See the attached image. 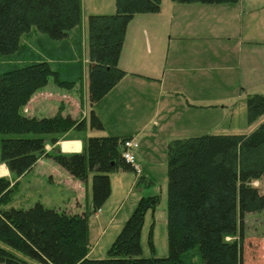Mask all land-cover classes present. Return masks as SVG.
<instances>
[{"label": "trees", "instance_id": "1", "mask_svg": "<svg viewBox=\"0 0 264 264\" xmlns=\"http://www.w3.org/2000/svg\"><path fill=\"white\" fill-rule=\"evenodd\" d=\"M173 1L230 5L239 0ZM161 4L162 0H116L115 13L89 16L92 103L127 74L119 59L129 22L136 14L159 12ZM81 24V0H0V55L13 60L0 71V163L13 175L0 177V264H244L245 214L264 209V192L253 184L264 178V121L249 134H203L169 141L167 257L143 256L146 216L149 211L154 216L160 195L140 198L107 258L88 257L90 219L111 195L110 173L133 170L123 157L128 137L88 135L89 129L104 128L94 109L89 120L65 115L62 109L50 116L28 115L26 105L52 77L66 89L82 84V60L72 54L70 63L58 52L47 51L50 61L41 57V49L33 52L22 41L32 27L50 41H62ZM247 105L253 122L264 115V94H250ZM72 130L84 135L83 152L47 151V144L57 143ZM43 156L52 157L85 183L92 175L93 197L83 212L47 207L40 201L29 208L5 207L18 178ZM154 221L148 236L152 251Z\"/></svg>", "mask_w": 264, "mask_h": 264}, {"label": "rangeland", "instance_id": "2", "mask_svg": "<svg viewBox=\"0 0 264 264\" xmlns=\"http://www.w3.org/2000/svg\"><path fill=\"white\" fill-rule=\"evenodd\" d=\"M81 1V27L71 31L68 38L62 41H50L45 34L37 32L36 28L32 27L33 31L28 36H23V43L33 52L41 53L42 50L41 57L50 61L52 59L49 54H46L47 51L49 53L52 51L53 54L58 52L57 56L61 57L63 61H72L69 60L72 58L70 57L72 54L67 52V48L76 47V45L82 48L78 51L80 55L75 52V57L78 60L89 57V16L115 13L116 0ZM128 30L130 31L127 42L129 51L126 52L128 54L127 62H131L133 56L140 62L152 63L156 61L161 63L160 73L166 71L165 74L173 76L176 80L184 81L182 84L185 89H188L187 92L196 93L197 98L191 103L194 104L191 106V113H196L197 123L172 129L173 123L164 122L161 126L154 128V121H160L163 117V112L158 113L160 110L158 99L154 98L148 116H153L154 119L147 126V130L145 129L148 137L143 142V146L147 148L144 150L154 156L150 159L144 157L145 160L148 159L144 163L138 158L140 171H142V165H145V177L142 180L140 178L142 172L137 173L138 170L136 171L132 165L133 170L110 173L111 195L101 208L100 219L95 220L94 216L90 219L91 226L95 221V227L91 228L90 226L89 239L93 247V250L89 252L91 259L108 257L110 246L125 221L134 211L140 198L151 195H160L161 200L157 207V219L155 220V213L153 216L150 211L146 217L142 232L143 256L167 257L169 255L166 143L168 137L249 134L264 121V115L253 122L249 121L247 105V98L250 94H264V0H239L230 5L199 2L179 3L173 0H162L159 12L137 16ZM193 53H197V71L195 73L190 69L194 66L189 57ZM176 54H181L183 58L179 59ZM166 55H169L167 63ZM11 61H13L12 57L0 55V71ZM172 64L176 67L181 66L183 70L171 72ZM49 84L50 87L59 88L53 77ZM50 87H46L45 91L42 89L36 92L31 100L41 93L52 94ZM57 91L65 90L59 88ZM58 103L59 108L61 101ZM178 103L174 111L177 113H181L184 107L187 109L190 104L188 102L185 105H182V102ZM28 106L26 105L25 112L28 111ZM58 110H55L54 113ZM106 115V119L110 118V125H114L109 108H107ZM137 120L139 127L143 126L147 122H145V113H137ZM120 123L123 125L122 122ZM116 124L118 125V123ZM5 165V163H0V166L4 167ZM29 176L24 180L25 185ZM6 177L12 179L13 175ZM48 178L47 176L43 180L37 181L38 185L32 191L25 188L24 182L19 184L18 180L11 201L5 207L29 208L37 201L47 207H57L60 210L61 206L68 207L69 204L64 199L72 193V190L67 193L69 192L67 188H71L61 185L59 177H56L55 181H50ZM89 181V195L84 198L85 205L93 197L92 179ZM253 184L264 192V178ZM72 208L74 209V207ZM153 221L155 222L154 251L148 241L150 225ZM244 228V264H264V209L246 213ZM0 245L3 244L0 242ZM18 254L23 256L21 253Z\"/></svg>", "mask_w": 264, "mask_h": 264}, {"label": "crops", "instance_id": "3", "mask_svg": "<svg viewBox=\"0 0 264 264\" xmlns=\"http://www.w3.org/2000/svg\"><path fill=\"white\" fill-rule=\"evenodd\" d=\"M117 9V7H116ZM101 14V13H100ZM108 14V13H102ZM143 14H152V13H139L134 16V18L129 22L125 41L123 44V48L121 51V56L119 59V66L127 72L125 77L121 79V81L99 102L92 103L90 100L89 94V71L91 66L90 56L85 57L84 60L82 59V84L73 87L72 89H66L59 87L63 92H58L55 87H50V84L46 87H50L52 89V94H45L41 93L37 95L34 99H32L27 106L29 107L26 113L31 116H50L56 114L60 109H63V114H70L75 118L83 119L89 118L91 110L94 109L98 116L101 118L104 128L101 130L97 129H89L87 134L94 135V136H105V135H112L118 137H128V138H135L139 142V146L134 149V153L136 155V159L144 163V157H151L154 154H151L149 151H145L144 140L147 136V131L145 129L149 124H151L152 120L154 119L153 116H149L150 111L152 109V102L156 97L158 99V108L160 109L158 113L163 112V117L161 118V122L159 120L154 121V128H157L162 125V123H173L172 129L175 127H182L187 126L189 124L195 125L197 123V115L195 112L191 113V104L196 99V93H189L187 92L188 89H185L183 86V82L181 80H176L173 76H169L166 71L160 73L161 63H157L156 61L152 63L147 62H140L136 60L133 56L131 62H127L126 54L127 51V42L129 36V27L136 19L137 16ZM68 47V46H67ZM80 46L76 45V47L71 46L67 48V52H71V54L75 55V52L78 53L81 50ZM137 52L136 49H134ZM197 52V51H194ZM78 55H80L78 53ZM179 59H182L183 56L181 54H176ZM79 57V56H78ZM191 62L194 64L191 67V71L194 73L197 71V53H193L190 56ZM166 63L169 59V55L165 56ZM177 58V59H178ZM81 60V59H80ZM73 62H75L73 60ZM72 63V61H70ZM171 68V72L175 70H183L181 66L176 67L173 66ZM46 87L43 91L46 90ZM55 101V102H54ZM58 101H61V105L58 108ZM178 102H182V105H185L188 102L189 106L186 109L185 107L182 109L181 113L174 112L175 106ZM180 104V103H178ZM107 108H109V113L112 115V120L114 121V125H110L109 119L107 118L106 112ZM59 109L56 113L55 110ZM165 109V110H164ZM187 111V112H183ZM49 113L48 115H46ZM137 113L146 115L145 124L141 127L138 125L137 120ZM169 114H171L169 116ZM130 116V117H127ZM156 118V117H155ZM111 122V121H110ZM122 122L123 125L120 123ZM118 123V125L116 124ZM116 125V127H115ZM108 128V129H107ZM110 129V130H109ZM147 130V129H146ZM150 131V130H148ZM152 131H154L152 129ZM149 133V132H148ZM83 134L72 130L68 132L64 138H61L57 143L52 144L49 143L46 146L48 152H51L55 148H60L61 151L65 153H79L83 152L84 144H83ZM178 138V137H168L167 138V146L171 139ZM143 146V147H142ZM145 149V150H144ZM139 161V162H140ZM152 161L153 158H152ZM138 163V162H137ZM140 166V165H139ZM2 170L0 171V177L11 175L8 167L5 165L0 166ZM141 168V167H140ZM144 169L145 165H142V171L137 172L141 173L140 178L144 179ZM125 170H119L117 172L123 173ZM30 175V176H29ZM29 178L26 180L25 185V178ZM49 177L50 181H55L56 177H59L60 184L64 187H69L71 189L67 190L72 193L69 197L65 198L64 201L69 204L68 207L63 208L61 206V210H67L73 213H81L87 207V204H90L92 200H88L86 205L84 202V198L88 197L89 195V182H84L82 180L74 178L69 171L65 168L57 164L52 157L50 156H43L41 157L34 167L25 175L18 178L19 184L24 182L26 189L34 190L40 179L43 180L45 177ZM10 177V176H9ZM55 179V180H54ZM92 179V175L90 179ZM62 180V181H61ZM38 202V201H37ZM74 207V209L72 208ZM57 208V207H55ZM59 209V208H57ZM60 210V209H59ZM100 213L102 210L100 209L96 212L93 216L96 219H100ZM157 209L155 211V220ZM147 217V216H146ZM95 222V221H94ZM91 228L95 227V223ZM146 222V221H145ZM92 223V222H91ZM155 227V225H154ZM91 245V251L92 249ZM90 251V252H91ZM89 258L91 254H88Z\"/></svg>", "mask_w": 264, "mask_h": 264}, {"label": "built area", "instance_id": "4", "mask_svg": "<svg viewBox=\"0 0 264 264\" xmlns=\"http://www.w3.org/2000/svg\"><path fill=\"white\" fill-rule=\"evenodd\" d=\"M139 146L138 140L135 138H128L123 143V157L125 160L130 163L134 169L138 172L140 171V167L137 163L136 155L134 153V149Z\"/></svg>", "mask_w": 264, "mask_h": 264}]
</instances>
